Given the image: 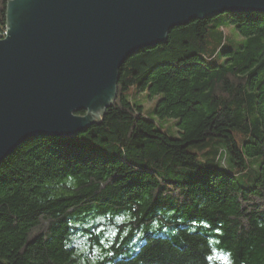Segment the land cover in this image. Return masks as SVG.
<instances>
[{
    "label": "trees",
    "instance_id": "trees-1",
    "mask_svg": "<svg viewBox=\"0 0 264 264\" xmlns=\"http://www.w3.org/2000/svg\"><path fill=\"white\" fill-rule=\"evenodd\" d=\"M130 90L159 96L155 115L176 120L179 137ZM0 264H264V14L173 29L126 60L94 126L5 159Z\"/></svg>",
    "mask_w": 264,
    "mask_h": 264
},
{
    "label": "water",
    "instance_id": "water-1",
    "mask_svg": "<svg viewBox=\"0 0 264 264\" xmlns=\"http://www.w3.org/2000/svg\"><path fill=\"white\" fill-rule=\"evenodd\" d=\"M249 12L264 14V0L10 1L0 34V165L27 141L94 126L117 99L126 60L165 44L174 28Z\"/></svg>",
    "mask_w": 264,
    "mask_h": 264
},
{
    "label": "rangeland",
    "instance_id": "rangeland-1",
    "mask_svg": "<svg viewBox=\"0 0 264 264\" xmlns=\"http://www.w3.org/2000/svg\"><path fill=\"white\" fill-rule=\"evenodd\" d=\"M225 34L229 38V42L232 44L237 42L240 37L236 34L235 28L231 25H225L224 29ZM128 99L131 101L132 104L142 108V112L145 115V117L151 119L154 121L157 125V127L166 133L171 138H178L179 137V130L178 127H176V120L174 119H159L155 115V109L156 105L160 99L159 96H150L148 92H140L136 93L135 90H130L128 92ZM83 113V115H80ZM87 112H80L77 113V116L85 117ZM191 152L198 153L196 147L191 148ZM203 162L206 158H200ZM220 170H224L223 168H220ZM229 173H235L232 169L225 170ZM250 183V182H242L243 185Z\"/></svg>",
    "mask_w": 264,
    "mask_h": 264
},
{
    "label": "bare ground",
    "instance_id": "bare-ground-1",
    "mask_svg": "<svg viewBox=\"0 0 264 264\" xmlns=\"http://www.w3.org/2000/svg\"><path fill=\"white\" fill-rule=\"evenodd\" d=\"M224 14H226V13H224ZM222 15H223V14H222ZM181 27H182V26H181ZM177 28H178V27H177ZM174 29H175V28H174ZM166 42H167V41H166ZM161 45H162V44H161ZM132 56H133V55H132ZM129 58H130V57H129ZM129 58H128V59H129ZM123 65H124V64H123ZM15 151H16V150H15Z\"/></svg>",
    "mask_w": 264,
    "mask_h": 264
},
{
    "label": "built area",
    "instance_id": "built-area-1",
    "mask_svg": "<svg viewBox=\"0 0 264 264\" xmlns=\"http://www.w3.org/2000/svg\"><path fill=\"white\" fill-rule=\"evenodd\" d=\"M6 35V33L5 34H3L2 36H5Z\"/></svg>",
    "mask_w": 264,
    "mask_h": 264
}]
</instances>
